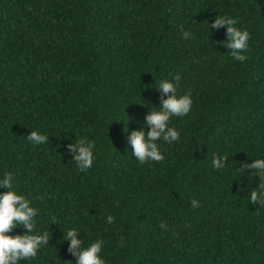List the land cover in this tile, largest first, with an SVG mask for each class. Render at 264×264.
<instances>
[{
	"label": "trees",
	"instance_id": "trees-1",
	"mask_svg": "<svg viewBox=\"0 0 264 264\" xmlns=\"http://www.w3.org/2000/svg\"><path fill=\"white\" fill-rule=\"evenodd\" d=\"M220 16L249 33L244 61L229 25L211 27ZM165 81L193 103L168 122L179 139L155 141L164 159L141 163L130 137L151 131L173 95ZM81 139L94 145L87 170L69 148ZM256 160L264 0H0V181L10 173L37 211L32 233L6 234L49 237L17 264H78L72 229L77 252L102 242L104 264H264V202H250L264 170L245 167Z\"/></svg>",
	"mask_w": 264,
	"mask_h": 264
},
{
	"label": "clouds",
	"instance_id": "clouds-1",
	"mask_svg": "<svg viewBox=\"0 0 264 264\" xmlns=\"http://www.w3.org/2000/svg\"><path fill=\"white\" fill-rule=\"evenodd\" d=\"M208 23V22H207ZM236 22L230 17L220 16L215 23L211 25L213 28H218L224 24H228V36L230 42L226 45L233 51L230 53L237 61H244L246 57L240 53L246 50L247 42L249 40V33L247 31L238 30L234 27ZM176 81H180V76H176ZM160 89L164 93H173L171 97L163 101V109L159 111L154 110L147 116V123L151 126V131L145 133L143 131H136L131 134L130 141L134 146L132 153L141 163L151 159L152 161L160 162L164 159L163 155L158 150L155 141L161 139L172 143L179 139V133L168 126V122L172 116L183 117L187 115L192 106V99L190 94L184 96L177 95V85L172 82H163L160 84ZM125 131H127L125 129ZM147 136V139H146ZM27 139L34 145L45 143L47 137L40 135L33 131ZM93 144L84 146V140L81 139L76 145H69V148L76 152L75 161L80 170H87L93 164ZM222 159H227L226 156L217 158L213 161L214 168H222ZM252 169L264 170V160H256L252 165H245ZM242 170V169H241ZM261 177L259 189L253 190L250 193V202L253 204L264 202V171L258 173ZM5 179L0 181V187L8 189V191L0 194V264H17L21 259L33 258L37 255V251L42 245H47L49 242L48 233L43 235H16L15 237L7 235L18 225L26 228L29 233L34 229L33 218L37 215V211L29 206V201L22 195H18L12 189V175L5 174ZM193 208L198 207V201H191ZM52 218V221H55ZM113 217H108V223H111ZM163 226V225H162ZM77 231L68 230L65 239L71 240V247L69 249L75 255H78V264H104L100 257L102 242L96 241L88 248H83L82 251L76 250L81 246L82 242L76 238ZM71 264V261H69Z\"/></svg>",
	"mask_w": 264,
	"mask_h": 264
}]
</instances>
